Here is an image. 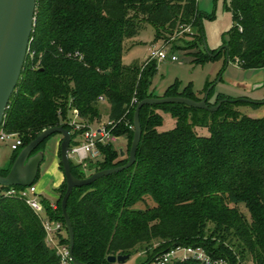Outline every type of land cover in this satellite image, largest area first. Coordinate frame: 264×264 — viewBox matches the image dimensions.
<instances>
[{
  "label": "trees",
  "instance_id": "16d2710c",
  "mask_svg": "<svg viewBox=\"0 0 264 264\" xmlns=\"http://www.w3.org/2000/svg\"><path fill=\"white\" fill-rule=\"evenodd\" d=\"M231 11L229 43L211 55L203 49L198 0H37L30 41L34 58L26 56L1 126L17 133L22 145L0 174L6 175L20 150L46 128L63 125L72 133V146L79 143L81 131L72 125L69 110L75 109L88 125L101 117L103 105L114 132L128 138L126 154L113 143L101 144V160L71 159L72 172L83 178L87 172L128 161L135 108L141 100L157 96L152 78L158 61L125 64L124 44L139 36L147 23L171 35L192 29L185 33L191 41L182 39L192 44L186 49L196 48L197 63L225 52L223 69L230 61L245 69L264 68V0H232ZM75 51L83 59L68 55ZM214 87L209 105L232 99L219 93L211 102ZM168 95L202 99L191 85L180 89L178 83L165 90L163 96ZM235 103L224 102L216 111L181 103L143 106L135 163L74 188L69 197L75 257L87 264H120L110 263L108 256H132L144 247L146 259L135 264H151L170 247L193 245L234 264H264V116L241 114ZM162 109L176 119L171 130L159 129ZM203 128L209 135L200 133ZM60 167L63 170L61 155ZM39 176L40 171L36 181ZM11 187L27 186H0V264H61L46 242L40 216L23 198L5 194ZM66 189L65 180L57 189L60 208ZM147 198L153 205L137 207ZM41 201L50 218L65 223L62 208L58 215L50 202ZM60 241L69 244V236Z\"/></svg>",
  "mask_w": 264,
  "mask_h": 264
},
{
  "label": "rangeland",
  "instance_id": "374dc122",
  "mask_svg": "<svg viewBox=\"0 0 264 264\" xmlns=\"http://www.w3.org/2000/svg\"><path fill=\"white\" fill-rule=\"evenodd\" d=\"M231 2L232 0H198L201 25L208 45V53L211 55L229 43L230 30L233 26ZM191 30L187 27L183 31L171 35L167 30L147 23L139 36L125 42L123 61L125 64H131L137 60L143 62L148 58L153 47H164L168 54H176L179 60L173 61L171 58H167L158 62L157 71L152 78V89L157 96H163L170 85L178 83L180 89L191 85L195 95L203 98L209 83H215L221 77L220 81L215 84L214 95L210 99L211 102H214L216 95L219 93L232 99H246L235 103L236 109L241 114L253 117L264 116V104L254 103L264 100V68L245 69L230 61L223 69L226 59L225 52L202 63L195 62L194 52L196 48L186 49L192 47V44L182 39L191 41V35L185 34L187 32L191 34ZM177 44L181 48L176 47ZM201 46L203 47V45H200V48H202ZM106 107L105 105L102 106L103 113L101 117L92 121V125H97L108 119ZM74 112H76L75 109L69 110L68 118L70 120L75 118ZM159 113L162 117V125L159 129L162 131L173 129L176 125V119L172 113L164 109L159 110ZM200 133L209 135L210 132L208 128H203ZM62 138L61 134H55L48 139L44 146L38 149V151L42 150L46 153V159L41 164L40 176L36 181L37 187L43 185V183L47 184L46 189L42 190L40 196L43 201L55 205V214L58 215H61L60 201L58 203L56 199L54 176L47 174V169L50 168L52 155L55 153L60 156ZM128 143V138L124 135L119 138L115 146L118 149L123 148L127 151ZM12 155L13 150L10 142L0 141V168L11 161ZM71 159L75 163L80 162L78 156L71 155ZM90 174V172H87V175ZM63 183H65V179ZM59 199L61 200V196ZM151 205H153L152 200L147 198L145 202L139 203L137 207L146 208ZM240 208L244 214L250 217V213L244 204H241ZM42 216L45 219L47 218L45 207ZM54 220L59 222L61 226L60 239L68 238L65 223L57 219ZM157 244L158 242L155 243V245ZM146 257L147 253L144 247H140L127 263L135 264L146 259ZM247 264H251V262Z\"/></svg>",
  "mask_w": 264,
  "mask_h": 264
},
{
  "label": "water",
  "instance_id": "95a60500",
  "mask_svg": "<svg viewBox=\"0 0 264 264\" xmlns=\"http://www.w3.org/2000/svg\"><path fill=\"white\" fill-rule=\"evenodd\" d=\"M36 5L37 0H0V129L10 98L18 84L25 63L36 21ZM203 45L205 51L208 52L209 49L205 38ZM220 79L221 77L217 81H220ZM217 81L208 87L204 97L199 100L182 95L153 96L141 100L134 112V135L128 161L123 165L95 171L83 178L76 177L72 172L71 165L72 133L66 127L60 125L44 129L34 140L20 150L9 172L6 175L0 174V186H30L34 184L44 160V152L42 150L36 151V149L50 136L57 133L61 134L63 138L60 143V155L67 183V189L61 201V208L69 236L70 255L73 264H87L78 260L74 255L75 233L67 209L68 200L73 189L90 185L101 177L123 171L135 163L142 138L140 112L143 106L181 103L194 108L216 111L224 102L235 103L246 100L225 98L216 105H209V94ZM254 103L264 104V100ZM120 152L122 156L126 154L123 148H120ZM130 258V254H112L108 256V261L110 263L124 264Z\"/></svg>",
  "mask_w": 264,
  "mask_h": 264
},
{
  "label": "built area",
  "instance_id": "2783aa9c",
  "mask_svg": "<svg viewBox=\"0 0 264 264\" xmlns=\"http://www.w3.org/2000/svg\"><path fill=\"white\" fill-rule=\"evenodd\" d=\"M35 51L28 47L27 55L30 59L34 58ZM78 59H83V55L79 51L68 54ZM149 59H156L158 62L167 58H171L173 61H178L179 58L176 54H168L164 47H153L150 50ZM103 101V97H100ZM74 119L71 120L75 130L81 131L79 136V143L72 146L73 150L71 155L78 156L81 162L87 160L98 161L101 160L103 154L100 149V145L115 144L121 136L114 132L115 124L113 121L107 119L97 125L84 124L81 122L78 112H74ZM0 141L10 142L11 149L17 150L22 145V139L17 133H8L5 130L0 129ZM6 195L18 196L23 198L26 203L40 216L45 232L46 242L53 248L60 257L61 264H72L69 244H62L60 241L61 226L60 223L50 218L47 215L45 219L42 216L44 212V204L41 201L40 193L36 184L24 188L11 187L5 191ZM51 206L55 208V205L51 203ZM193 259L198 264H234L230 260L222 257H215L203 246L193 245H176L158 255L153 264H171L174 261H185Z\"/></svg>",
  "mask_w": 264,
  "mask_h": 264
},
{
  "label": "crops",
  "instance_id": "0c3cea01",
  "mask_svg": "<svg viewBox=\"0 0 264 264\" xmlns=\"http://www.w3.org/2000/svg\"><path fill=\"white\" fill-rule=\"evenodd\" d=\"M45 155H46V153L44 152V160L43 161H45V159H46ZM50 164H51L50 168L47 169V174L54 176V187L56 188L55 194H56V199L58 200L59 193H58L57 189L62 185V183L65 179L64 172L60 167V156H58L57 154L54 153V155H52ZM9 165H10V162L8 161L7 164H5L2 168L6 169L9 167ZM46 185L47 184L43 183V185H39V187H37L39 193H41L42 190L46 189Z\"/></svg>",
  "mask_w": 264,
  "mask_h": 264
}]
</instances>
